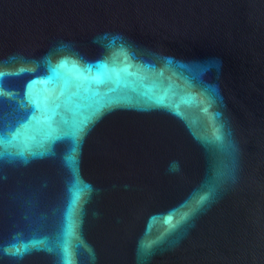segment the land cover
<instances>
[{
  "label": "water",
  "instance_id": "obj_1",
  "mask_svg": "<svg viewBox=\"0 0 264 264\" xmlns=\"http://www.w3.org/2000/svg\"><path fill=\"white\" fill-rule=\"evenodd\" d=\"M0 264H264V0H0Z\"/></svg>",
  "mask_w": 264,
  "mask_h": 264
},
{
  "label": "snow or ice",
  "instance_id": "obj_2",
  "mask_svg": "<svg viewBox=\"0 0 264 264\" xmlns=\"http://www.w3.org/2000/svg\"><path fill=\"white\" fill-rule=\"evenodd\" d=\"M169 219H171V218H169Z\"/></svg>",
  "mask_w": 264,
  "mask_h": 264
}]
</instances>
